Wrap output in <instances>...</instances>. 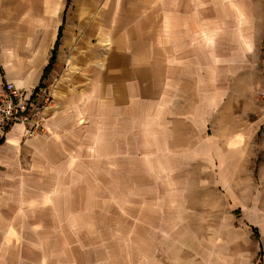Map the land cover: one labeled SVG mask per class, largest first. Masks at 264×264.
Returning <instances> with one entry per match:
<instances>
[{
  "label": "crops",
  "instance_id": "0c3cea01",
  "mask_svg": "<svg viewBox=\"0 0 264 264\" xmlns=\"http://www.w3.org/2000/svg\"><path fill=\"white\" fill-rule=\"evenodd\" d=\"M212 3L0 0L5 87L40 88L59 42L46 80L53 103L45 131L29 136L15 125L0 141V222L22 219L21 204H51L60 187L52 174L67 173L68 158L82 155L85 141L92 148L101 124L115 140L149 122L165 142L163 156L187 148L189 162L237 174L223 184L238 194L258 185L251 204L264 221V105L245 100L243 42L235 49L223 43V0Z\"/></svg>",
  "mask_w": 264,
  "mask_h": 264
},
{
  "label": "rangeland",
  "instance_id": "374dc122",
  "mask_svg": "<svg viewBox=\"0 0 264 264\" xmlns=\"http://www.w3.org/2000/svg\"><path fill=\"white\" fill-rule=\"evenodd\" d=\"M222 15L223 43L243 42L244 98L264 105V0H223ZM106 127L52 174L51 204H21L22 219L0 222L19 228L0 229V264H264L258 185L238 194L223 184L237 174L189 162L187 148L163 156L154 122L115 140Z\"/></svg>",
  "mask_w": 264,
  "mask_h": 264
},
{
  "label": "built area",
  "instance_id": "2783aa9c",
  "mask_svg": "<svg viewBox=\"0 0 264 264\" xmlns=\"http://www.w3.org/2000/svg\"><path fill=\"white\" fill-rule=\"evenodd\" d=\"M52 103L53 95L45 88L21 92L0 82V141L15 125L29 136L44 132L45 111Z\"/></svg>",
  "mask_w": 264,
  "mask_h": 264
},
{
  "label": "trees",
  "instance_id": "16d2710c",
  "mask_svg": "<svg viewBox=\"0 0 264 264\" xmlns=\"http://www.w3.org/2000/svg\"><path fill=\"white\" fill-rule=\"evenodd\" d=\"M58 45H59V42H57L56 46H55V49L53 51V55H52V58L50 60V63L49 65L47 66V68L45 69L44 71V76H43V82L41 83V86L40 88H45V84L44 82L46 80H48L51 72L53 71V68H54V64L56 62V54H57V50H58ZM253 230V234H254V237L258 240L259 239V233H258V230L255 229V228H252Z\"/></svg>",
  "mask_w": 264,
  "mask_h": 264
}]
</instances>
